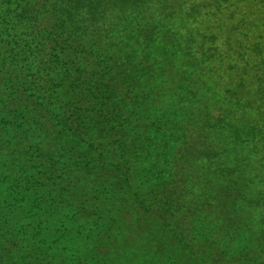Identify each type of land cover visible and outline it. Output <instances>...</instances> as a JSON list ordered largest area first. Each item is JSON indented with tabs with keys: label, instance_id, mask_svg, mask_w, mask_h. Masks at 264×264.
Here are the masks:
<instances>
[{
	"label": "trees",
	"instance_id": "trees-1",
	"mask_svg": "<svg viewBox=\"0 0 264 264\" xmlns=\"http://www.w3.org/2000/svg\"><path fill=\"white\" fill-rule=\"evenodd\" d=\"M0 264H264V0H0Z\"/></svg>",
	"mask_w": 264,
	"mask_h": 264
}]
</instances>
